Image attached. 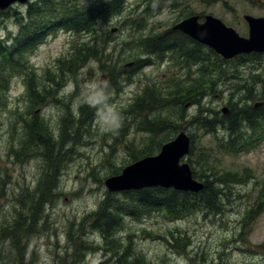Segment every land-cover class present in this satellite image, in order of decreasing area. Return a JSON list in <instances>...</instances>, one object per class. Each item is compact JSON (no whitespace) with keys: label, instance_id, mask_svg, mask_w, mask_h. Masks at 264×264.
<instances>
[{"label":"rangeland","instance_id":"374dc122","mask_svg":"<svg viewBox=\"0 0 264 264\" xmlns=\"http://www.w3.org/2000/svg\"><path fill=\"white\" fill-rule=\"evenodd\" d=\"M55 1H68L82 6L91 5V1L98 3V0ZM138 1L128 0L129 4L127 3L122 15L109 22L100 19L97 30L91 35L80 36L62 29L47 35L45 40L47 42H44L30 56V64L36 75L33 77L35 84L40 87H49L54 96L49 94L43 102H38L36 105L30 104L27 99L28 87L26 83H30L29 75L16 71L10 75L8 95L0 92L2 96L9 99L7 110L23 114L24 120L37 117L45 123L44 127L51 135L59 136L61 133L60 120L68 106L73 112L79 110L83 105L82 92L99 83L100 76L103 73H108L109 65L113 63V60L121 62L116 67L117 72L118 68H123L129 62H134L138 57L132 51H122L127 43L135 45L138 38L148 37L142 30H138L137 37H133V30L129 26L131 21L141 19L140 11L136 9V6H133ZM39 2L40 0L37 4ZM32 4H35L33 0H28L27 4L15 5L21 6L20 10H23L24 13L20 12L19 14L15 6L12 7L13 10L10 8L0 12L1 46L8 47L14 42V36L19 32L20 24L25 17L35 21L44 19L40 17V14L35 13L25 16L27 15L26 9ZM176 9L170 7L169 4H164L165 12L153 22H150L153 14L150 15L146 23L148 22V25L156 24L157 28L162 24V30L165 31L174 26ZM180 13H183L184 16L193 13V15L200 16L201 19L203 16L213 15L227 26L234 28L241 36L247 37L249 29L243 17L245 15L264 17V0H221L217 3L189 0L184 6H179ZM21 14H23L22 17ZM115 28H118V31L112 33ZM87 44L105 46L103 54H111L112 61L96 58L80 68L76 74H70L67 71L60 72L58 61L70 58L74 47ZM1 52V58L8 59L5 58L8 53ZM126 55L134 58H128ZM124 61L127 62L123 63ZM260 61L262 62L260 67L249 62L243 68L238 69L242 75L250 73L249 83L254 84L257 89L264 90V80H256L259 78L258 74L264 79V59ZM180 65L181 63L175 65L173 59L170 58L168 63H156L144 71H136L130 81L131 84L120 85L119 89L107 86L110 102L123 116L122 111L134 103L148 82L155 80L158 86L164 88L167 87L171 78L175 80L182 78L189 83L196 75L207 74L205 66L199 69L201 73L197 74L194 63L190 62L187 69L183 71L179 69ZM49 68L56 73L55 83L52 86L51 82L47 83L50 79L46 78L45 73ZM147 77L150 78V81H146ZM237 82L235 85L226 82L236 90L222 89V93L210 96L206 100V104L219 112L224 108L231 110V105H235L237 97L240 95L238 85L242 82ZM257 92L261 93L260 90ZM72 94L75 97L71 100ZM258 99L261 100L263 97ZM259 103H264V101ZM199 105L196 107L201 109L202 102ZM242 106V103L237 105V109L241 110ZM204 107L206 108V106ZM28 108L29 111L32 110V113L27 114ZM183 108L187 114L196 109L189 102ZM232 110L235 111V109ZM10 111H6L4 108L0 111L2 112L0 115V228L14 225L21 212V204L17 201L18 196L22 193L28 195L29 192H33L49 171L57 178L58 187H54L55 193L51 197H44L42 202L37 204L36 196L29 198L30 200H24L26 210L22 214L26 222L28 218L30 223L32 221L36 223L39 220L35 213L36 210L30 211L29 207L32 205L36 206L32 207L34 209L43 207L45 216L44 221H41L36 228L34 227L22 241L21 246L24 249L21 251L25 263L63 264L64 261H67L73 264L76 261V264L78 262H80L79 264H119L113 255H104L102 236L91 229L89 221H86L85 218L98 209L105 195L109 193L105 181L119 175L126 166L132 164L128 161L131 159V154L125 150L124 145L114 146L112 142H109L108 138L99 131L96 119H94L90 123L88 132L81 131L78 141H75L72 146H68V150L66 142H63L65 151L62 154V159L54 165L52 170L48 157L45 159L41 151L39 154L33 152L25 159L26 161L32 160L31 163L23 166V163H18L14 157H8L11 152L9 142L12 140L10 124L13 123L16 136L22 133L24 124V120L14 119L16 115H10ZM227 114L223 113L222 116H227ZM4 122L10 134L7 133L6 127H3L2 123ZM15 122L17 123L15 124ZM136 132L134 129L129 135L130 141L134 138L139 141L144 137L143 134ZM263 138L246 152L217 153L215 149L211 151V154L217 157L212 162V166L218 170L224 187L221 189L222 195L225 197L224 205L221 206L218 213L204 212L186 216L181 220H170L157 212L138 218L133 217L129 211L123 210L122 215L125 218V223L117 237L130 248L129 253L134 254L133 257H138L140 264H264ZM202 140L207 145L212 143L211 138L209 140L207 136ZM120 168L122 170L119 174L112 175L113 171ZM2 184H4V188ZM123 193L116 192L110 195L114 196L115 203L118 204L119 201H125L126 197ZM83 221L85 222L84 231L90 233L88 239L94 242L95 248L87 252L82 259H76L73 256L74 249L71 245L73 233L70 238L69 227L72 226L76 230L82 226ZM172 234L176 238V242L173 241ZM9 236H4L3 230H0V252H4L5 258L0 264H17L15 263L16 251L13 250L12 245H17L18 239L13 238L10 241L7 238ZM177 242L183 243L184 248L173 246L177 245Z\"/></svg>","mask_w":264,"mask_h":264},{"label":"trees","instance_id":"16d2710c","mask_svg":"<svg viewBox=\"0 0 264 264\" xmlns=\"http://www.w3.org/2000/svg\"><path fill=\"white\" fill-rule=\"evenodd\" d=\"M201 1L217 3L221 0ZM127 3L128 0H98V3L91 1V5L82 6L68 1L40 0L38 4L35 3L29 6L26 9L25 13L27 15L25 16H31L35 13L40 14V17L44 19L35 21L25 17L20 24L19 32L14 36V42L9 44L8 47L0 45V58L1 51L8 53L5 56L8 59L1 58L2 61L0 62V92L8 95L10 75L16 71L29 75L28 81L30 83H26H29V88L32 89L33 77L36 75L30 64V56L46 42L47 35L61 29L80 36L91 35L97 30L100 19L109 22L121 16ZM139 5L140 2L138 1L133 6H136L137 9ZM20 9L17 10L18 13H24ZM162 9L163 7L156 6L153 11L157 12ZM192 14H187V16ZM22 16L23 14H21ZM129 26L133 30V37H137L138 30L143 29L141 19L131 21ZM189 40L181 33L175 35L171 33L167 37L163 35L162 37L138 38L135 45L127 43L122 48V51H132L135 56H138L134 61V66L131 69L118 68L116 72V67L121 62L113 60L108 68L107 86L115 89H119L120 85L126 83L131 84L130 81L136 71H142L156 61L162 63L167 58L173 59L175 65L181 63V68H179L181 71L187 69L190 62L194 63L197 74L201 73L199 69L204 68V66L207 68V74L196 75L189 83L184 79L182 80V78L178 80L171 78L167 87L162 88L153 81L148 82L147 85H144L134 103L122 111L123 122L118 133L114 135L104 134L114 146H125V150L131 154V159L128 160L131 164L145 157L156 155L163 145L173 140L182 130H186L191 137V150L187 156V162L192 168L194 178L204 183V189L199 193L156 187L124 192L125 201H119L118 204L115 203L113 195L106 194L98 209L91 212L85 219L89 221L91 229L102 236L104 255H113L119 264H140V259L133 257L134 254L129 253L130 248L125 246L117 237L125 223V218L122 215L123 210L129 211L133 217L138 218L157 212L162 217L170 220H181L186 216L204 212L218 213L221 206L224 205L225 197L222 195L221 190L224 187L218 170L212 166V162L217 157L211 154V151L215 149L217 153L246 152L251 147L256 146L258 141L264 137V103L255 107L256 104L264 101V90L257 89L254 84L249 83L250 73L242 75L239 71L249 62L260 67L262 63L260 60H263L262 56L259 54L241 55L233 60L226 61L214 51L198 43H193V50H190V52L188 50ZM99 46L102 45L87 44L74 47L70 58L57 60L60 64V72L67 71L70 74H76L90 60L96 58L112 61L111 54V56L107 53L103 54L105 46ZM45 73L46 78L49 77L50 81L55 82L56 73L51 68L47 69ZM257 77H259L256 79L257 81L259 79L264 80L260 74ZM146 81H150V78L147 77ZM237 81L242 82L238 85L240 95L237 97L238 100L235 105H231L230 114L222 116L221 112L206 104V100L215 93L220 94L222 89L230 90L233 88L232 85L229 86L226 82L235 85L238 83ZM232 90H236V88ZM258 90L261 91L260 94L257 92ZM71 97L72 100L75 95L72 94ZM262 97L263 99H258ZM27 99L34 105L39 102V98L33 96V94L30 100ZM187 102L194 105L196 108L194 112L188 114L184 112L183 107ZM201 102L202 108L199 109L198 106ZM241 103L243 108L239 110L237 105ZM8 104L9 99L0 94V111L3 108L10 111L7 110ZM196 105L198 106L196 107ZM69 107L60 120L61 133L59 136L49 134L47 138L43 121H40L37 117L24 120L23 114L10 111V115H16L14 119H22L24 124L22 133L16 136L13 123L10 124L12 135L5 122L2 123L12 138L9 142L11 152H9L8 157H14L18 163L22 164L25 155L28 153L38 149L41 152L44 150L43 156L47 154L52 170L54 165L62 159L60 157L63 149L62 142H66V149L68 150L75 141H78L81 131L86 130L88 132L90 123L95 119V110L90 109L85 104L81 105L76 112H73ZM232 109H235V111ZM30 113H32V110L29 111L28 108L27 114ZM0 115H2V112H0ZM134 129H136V133L144 135L139 141L136 138L132 141L129 140V135ZM245 131L251 132L246 133ZM206 136L209 140L211 138L212 143L209 145L202 140ZM16 137H18L19 146L15 145ZM121 170L120 168L113 171L112 175L119 174ZM46 176L47 174L38 184L37 191L29 192L28 195L22 193L18 196L17 201L21 204V212L18 214L14 225L0 228V230H3L4 236L10 235L7 237L10 241L13 238L18 239V244L12 245L13 250L16 251L15 263L17 264H26L21 251L24 248L21 244L25 236L34 227L30 222L28 226L23 217L22 213L26 210L24 200H30L29 198L35 194L39 196L38 193H40L41 197H36L37 204L41 203L44 197H51L55 193L56 182H54L53 175ZM2 187L4 188V184H2ZM32 207L36 206L32 205L29 208ZM81 225L76 230L72 226L69 227L70 238L73 233L71 245L74 249L73 256L76 259H82L87 252L95 248L94 242L88 239L90 233L84 231L85 222L83 221ZM171 237L176 242L173 234ZM173 246H178L180 249L184 248L183 243L180 242ZM3 254L4 252L1 251L0 263L5 260ZM63 264H70V262L64 261ZM73 264H76V261Z\"/></svg>","mask_w":264,"mask_h":264},{"label":"water","instance_id":"95a60500","mask_svg":"<svg viewBox=\"0 0 264 264\" xmlns=\"http://www.w3.org/2000/svg\"><path fill=\"white\" fill-rule=\"evenodd\" d=\"M28 0H0V11L12 5L26 4ZM249 29L247 37L241 36L234 28L227 26L213 15H206L200 21L198 15L190 16L174 26L194 41L209 47L224 60L239 55L264 53V18L244 16ZM115 32V30H113ZM127 64L126 67H131ZM108 76H100L99 84L105 88ZM227 113V110H224ZM191 150V138L182 131L175 139L162 146L157 155L132 163L121 174L105 181L109 193L139 191L146 188H173L177 191L199 193L204 183L194 178L185 158Z\"/></svg>","mask_w":264,"mask_h":264},{"label":"flooded vegetation","instance_id":"af4514ba","mask_svg":"<svg viewBox=\"0 0 264 264\" xmlns=\"http://www.w3.org/2000/svg\"><path fill=\"white\" fill-rule=\"evenodd\" d=\"M39 0H33V3H37ZM176 1V2H175ZM178 1V2H177ZM189 0H140V5H139V7L137 8V10L138 11H140V15H141V20H142V23H143V29H141L142 31H143V33H146L147 35H148V37H145V38H150V37H152V36H156V37H162L163 35L165 36V37H167L169 34H171V33H173L174 35L176 34V33H178V34H180L181 32L180 31H177V30H173L172 28H173V26L172 27H170V28H168V29H166L165 31H163L162 29H163V25L162 24H160V27L159 28H157L158 27V25H148V22L146 23V20H148V17L150 16V15H152L153 14V16L150 18V22H153L154 21V19H156V18H158V16H160V15H162L165 11L162 9L161 11H153L154 10V8L156 7V6H160V7H164V4H169L170 5V7H173L174 9H176V12H177V14L175 15V17H174V23H173V25L175 26L178 22H180V21H182V20H184V19H186L187 17H189V16H187V14L184 16V14L183 13H180L179 14V6H184L185 5V3L186 2H188ZM16 7V9H19V8H21V6H15ZM153 11V12H152ZM200 17V16H199ZM204 17L205 16H203V18L201 19V17H200V21H203L204 20ZM148 26H149V28H148ZM147 27V28H146ZM152 27V28H151ZM145 30V31H144ZM116 31H118V28H115V32ZM115 32H112V33H115ZM182 35H184L183 33H181ZM184 36H186V35H184ZM186 37H188V36H186ZM189 38V37H188ZM190 40H189V43H190V46L188 47V50L190 51V50H193V43H198V42H196V41H194V40H192L191 38H189ZM198 44H200V43H198ZM191 52V51H190ZM127 62V61H126ZM125 62V63H126ZM132 64V66L131 67H126V65L127 64ZM127 64H125L124 65V67L123 68H125V69H131L133 66H134V64H135V62H129V63H127ZM50 82H51V86L52 85H54V83L55 82H53V81H49L48 80V82L47 83H49L50 84ZM153 83H155V80L153 81ZM27 87H28V98H29V100H30V98H31V96H32V94H33V96H35V97H38L39 99H38V101L39 102H43L46 98H47V96L50 94L52 97L54 96V93H53V91H50L49 89V87H40V86H38L37 84H35V82H33V84L31 85V87H32V89L30 90V88H29V83L27 84ZM30 91H32V92H30ZM30 104H31V102H30ZM228 112H230V109H228V108H225ZM45 130L47 131V133H46V138H47V135H48V137H49V131L46 129V127H45ZM16 144L15 145H17V146H19V142H18V137H16V142H15ZM62 144H63V142H62ZM37 151H41V150H34V151H32V152H30V153H28L27 155H25V157H24V159L25 158H28L33 152H36V153H38L39 154V152H37ZM64 151H65V149L63 148L62 149V154L64 153ZM44 153V150H42V154ZM45 159L47 158V154H45L44 156H43ZM60 157H62V156H60ZM31 161L32 160H28V161H26V160H24V162H23V166H25L26 164H29V163H31ZM47 176L48 175H51L50 173H49V171H47ZM53 175V174H52ZM46 176V177H47ZM53 177H54V182H56V187H58V185H57V178L53 175ZM43 179V178H42ZM41 182V181H40ZM39 182V183H40ZM38 188V187H37ZM37 188L33 191V192H35V191H37ZM39 194V196H36V194L34 195V196H36V197H40V193H38ZM31 198H33V197H31ZM31 210H33V211H35L36 210V214L38 215V218H39V220L38 221H36V223H34L33 221L31 222V224L36 228L37 226H38V224H40V222L41 221H44V219H45V216L43 215L44 214V212H43V207H39V208H37V209H34V208H30V211ZM43 212V213H42ZM27 225L29 226V218H28V221H27ZM34 227H33V229H34Z\"/></svg>","mask_w":264,"mask_h":264},{"label":"clouds","instance_id":"9594fccd","mask_svg":"<svg viewBox=\"0 0 264 264\" xmlns=\"http://www.w3.org/2000/svg\"><path fill=\"white\" fill-rule=\"evenodd\" d=\"M82 103L95 110V119L102 134H117L122 126L121 113L110 102V95L103 86L95 84L82 92Z\"/></svg>","mask_w":264,"mask_h":264},{"label":"bare ground","instance_id":"6f19581e","mask_svg":"<svg viewBox=\"0 0 264 264\" xmlns=\"http://www.w3.org/2000/svg\"><path fill=\"white\" fill-rule=\"evenodd\" d=\"M25 159H26V158H25ZM56 194H57V193H56ZM56 194H55V195H56ZM42 213H43V212H42Z\"/></svg>","mask_w":264,"mask_h":264}]
</instances>
